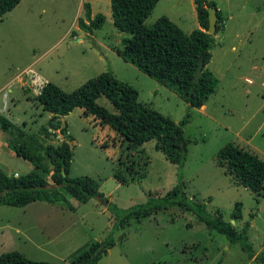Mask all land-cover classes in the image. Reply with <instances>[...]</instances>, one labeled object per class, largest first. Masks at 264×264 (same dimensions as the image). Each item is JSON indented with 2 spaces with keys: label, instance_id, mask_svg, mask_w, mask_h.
I'll use <instances>...</instances> for the list:
<instances>
[{
  "label": "rangeland",
  "instance_id": "rangeland-1",
  "mask_svg": "<svg viewBox=\"0 0 264 264\" xmlns=\"http://www.w3.org/2000/svg\"><path fill=\"white\" fill-rule=\"evenodd\" d=\"M214 1L222 9L226 25L214 34L207 67L218 83L205 111L190 107L115 52L128 34L113 25L110 0H21L0 19V116L30 135L46 165L40 171L49 182H53L52 166L43 146L55 145L64 137L72 153L69 176L95 179L101 200L108 202L105 205L99 198H90L77 204L75 211L45 201L29 205L43 210L41 214L63 210L62 215L47 217L52 225H46L45 232L62 234L60 244L49 246L50 251L74 255L85 245L102 241L116 218L114 207L121 210L144 203L149 193L164 195L177 184L180 173L185 194L204 201L209 213L217 212L237 229L253 215L248 240L255 253L264 252V195L236 184L215 158L223 145L233 142L264 159V0ZM85 3L90 4L91 15L105 16L101 28L92 33L78 27ZM163 15L185 34L197 28L195 10L188 0H159L144 24L151 26ZM106 71L137 89L140 102L175 122L190 113L183 127L190 142L181 169L164 156L154 139L127 148L112 128L84 115L80 108L63 118L61 137L58 130L56 137L55 133L45 134L41 127L47 125L48 112L37 100L43 84L50 81L70 92ZM97 102L117 112L105 96ZM0 162L8 175L32 169L8 144L0 146ZM117 171L128 180L125 184L116 179ZM237 202L241 203L242 217L234 221L231 215ZM24 209L0 205V254L16 250L31 260H40L41 249L24 244L16 233L18 223L26 219ZM56 219L63 221V228L56 229ZM114 238L115 245L98 264H262L249 257L239 243H230L225 235L208 229L194 213L180 206L130 219L127 227L115 231ZM40 240L44 239L37 242Z\"/></svg>",
  "mask_w": 264,
  "mask_h": 264
},
{
  "label": "trees",
  "instance_id": "trees-1",
  "mask_svg": "<svg viewBox=\"0 0 264 264\" xmlns=\"http://www.w3.org/2000/svg\"><path fill=\"white\" fill-rule=\"evenodd\" d=\"M20 1L0 0V19ZM158 1L110 0L113 25L128 34L121 38L122 47L114 50L123 60L175 92L190 107L200 108L215 91L218 83L217 77L207 67L215 41L214 34L207 32V7L217 8L216 32L224 29L225 18L214 0H194L200 27L193 29L189 34H185L182 28L164 15L157 18L151 26H146L144 21ZM83 8L85 15L84 18L78 17V27L90 33L94 29L101 28L105 16L102 13L92 16L89 3H85ZM201 55H204L202 73L199 81L195 82L194 72ZM102 95L113 104L116 113L98 104L97 99ZM138 96L137 89L119 80L110 71L89 78L70 92L48 81L43 84L37 94V100L42 109L52 114L47 125L41 128L46 135L55 133L56 137V130L60 129L59 117L68 114L74 108H80L84 115H91L101 125L112 128L121 141L126 142L127 148L133 149L154 139L156 147L164 156L181 169L190 142L184 137L183 127L188 123L190 113L186 112L179 122H175L140 102ZM0 128L12 136L8 146L14 153L34 166L29 172L18 175H8L0 168V205L23 207L32 201L44 200L64 204L73 210V205L62 191L80 202L103 197L95 179L88 176H69L72 153L67 141H61L57 145L48 143L43 146L44 154L52 166L53 182H49L40 171L46 165L37 154L35 142L29 138L30 135L4 116H0ZM215 158L217 165L222 167L224 173L230 175L236 184L244 185L257 195H264L263 158L233 142L223 145L217 151ZM115 177L122 184L128 181L119 171L116 172ZM178 179L177 184L162 196L149 193L144 203L121 210L114 207L117 211L116 218L106 237L100 242L82 247L72 257L71 264H97L102 255L115 245V231L127 227L130 219L139 220L172 206H180L194 213L208 229L225 235L230 243H239L249 257H254L264 264V252L255 253L248 240V230L253 215L243 223L240 229H237L234 223L223 220L217 212L209 213L204 201L188 198L183 190L180 173ZM52 183L56 186L53 187ZM241 217V203L237 202L231 219L237 221ZM0 264L53 263L31 260L19 251L13 250L0 254Z\"/></svg>",
  "mask_w": 264,
  "mask_h": 264
},
{
  "label": "crops",
  "instance_id": "crops-1",
  "mask_svg": "<svg viewBox=\"0 0 264 264\" xmlns=\"http://www.w3.org/2000/svg\"><path fill=\"white\" fill-rule=\"evenodd\" d=\"M179 1V0H178ZM159 2V1H158ZM188 2L194 7V10H195V2L194 0H188ZM217 4V7L219 8V4L218 2H216ZM220 9V8H219ZM222 11V9H220ZM223 14V13H222ZM195 15H196V10H195ZM224 15V14H223ZM93 16V15H92ZM227 16V15H226ZM228 17V16H227ZM229 17H231L229 15ZM225 18V17H224ZM197 19V17H196ZM198 22V21H197ZM225 22V25H226V20L224 21ZM200 27L199 23L197 25V28ZM234 48V47H233ZM209 63V62H208ZM208 65V64H207ZM250 81V80H249ZM214 93V92H213ZM207 109V103L205 102L200 108L199 110L201 111H205ZM47 112V111H46ZM52 114L48 112V119L49 117L51 116ZM66 115H63V116H60L59 117V121H60V129L63 130L62 128V122H63V118H65ZM64 124V123H63ZM46 126V125H45ZM60 129H58L59 133H60ZM58 134V133H57ZM62 135L60 134L59 137H61ZM58 137V138H59ZM11 136L8 135L6 133V131H4L3 129L0 128V146L4 147V146H7L8 144V140H10ZM62 141H67L65 140L64 137H62ZM68 142V141H67ZM7 143V144H6ZM60 142H57V144H59ZM55 144V145H57ZM69 144V142H68ZM70 145V144H69ZM71 149V147H70ZM16 155V154H15ZM17 156V155H16ZM24 160V159H23ZM1 163V162H0ZM29 164V163H28ZM32 169H33V164L30 162L29 164ZM1 168V167H0ZM3 169V168H1ZM4 170V169H3ZM5 171V170H4ZM70 171V170H69ZM6 172V171H5ZM7 173V172H6ZM17 172H15V174H12V175H18L16 174ZM63 194H65V196L68 198V200L70 201V203L73 205V210L69 209L66 205L64 204H61L65 207H67L70 211H75L76 210V206L77 204L79 203H84V202H80L78 201L76 198H74L73 196L69 195L68 193H66L65 191H62ZM37 201H44V200H36V201H32L28 204H26L25 207L26 209H24V214H23V217H26V219L24 220H21V222H19V226L18 228L16 229V233L18 235V239L23 241L24 244H29L31 245L32 247H36L38 249H41L42 251V259L40 260H43V261H48L50 263H53V264H69V260L71 258H69L70 256H74L72 253L70 254H65L63 252H58V251H50L49 249V246H58L61 242V239H62V234L60 235H57L59 232H56L54 236H52L51 234H48L45 232V229L44 227L46 225H50L49 222L52 221V219L48 220L47 221V217H57L59 214H63V210L62 209H59V210H48V211H44L45 213L41 214V212L43 210H40V209H33V208H29L28 206L31 205L32 203H35ZM47 203H50L52 204V202H48V201H45ZM54 203H57V202H54ZM97 203H94V205H96ZM6 206V205H5ZM14 207V206H13ZM52 212H57L58 214H55V213H52ZM98 212H101L103 213L104 211L103 210H100ZM38 217L40 218H43V217H46V219L44 221H41L38 219ZM55 222H57L55 224L56 226V229H58V227H61L63 228L64 227V224L62 223L63 221L61 219H56ZM44 224V225H42ZM40 235L41 238H43L44 240H40L39 242H37V239H39L40 237L38 236ZM44 248V249H42ZM111 248H109L106 253L110 250ZM104 253V255L106 254ZM103 256V255H102ZM102 258V257H101ZM100 258V259H101ZM99 262V261H98ZM98 264V263H97Z\"/></svg>",
  "mask_w": 264,
  "mask_h": 264
},
{
  "label": "water",
  "instance_id": "water-1",
  "mask_svg": "<svg viewBox=\"0 0 264 264\" xmlns=\"http://www.w3.org/2000/svg\"><path fill=\"white\" fill-rule=\"evenodd\" d=\"M208 9V27H207V32L210 34H215L216 32V21H217V15H216V11L217 8L216 7H207ZM203 59H204V55H201L198 59V63L194 72V78L193 80L195 82H198L202 73V67H203ZM64 175V173H63ZM52 186L55 187L56 184L52 183ZM99 200H101V198H99ZM105 205H107V201H103L101 200ZM77 264H81V263H77Z\"/></svg>",
  "mask_w": 264,
  "mask_h": 264
},
{
  "label": "built area",
  "instance_id": "built-area-1",
  "mask_svg": "<svg viewBox=\"0 0 264 264\" xmlns=\"http://www.w3.org/2000/svg\"><path fill=\"white\" fill-rule=\"evenodd\" d=\"M67 133H68V131H67ZM60 134V133H59ZM57 136H58V134H57Z\"/></svg>",
  "mask_w": 264,
  "mask_h": 264
}]
</instances>
